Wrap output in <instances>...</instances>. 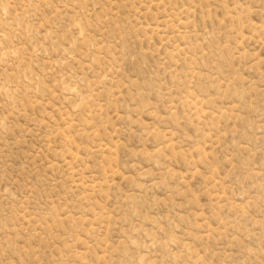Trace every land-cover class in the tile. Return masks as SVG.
Here are the masks:
<instances>
[{"label":"rangeland","instance_id":"rangeland-1","mask_svg":"<svg viewBox=\"0 0 264 264\" xmlns=\"http://www.w3.org/2000/svg\"><path fill=\"white\" fill-rule=\"evenodd\" d=\"M0 264H264V0H0Z\"/></svg>","mask_w":264,"mask_h":264}]
</instances>
